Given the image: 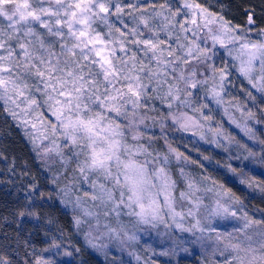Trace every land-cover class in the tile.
<instances>
[{
  "label": "snow or ice",
  "instance_id": "6c2138e0",
  "mask_svg": "<svg viewBox=\"0 0 264 264\" xmlns=\"http://www.w3.org/2000/svg\"><path fill=\"white\" fill-rule=\"evenodd\" d=\"M184 9L188 14L183 20L178 19ZM244 16L243 25L233 23L226 18L224 5L219 12H213L195 0H183L175 11L170 0L158 7L156 0H0V99H12L10 92L24 96V89L29 88L24 76L39 80L36 91L46 97L44 105L55 117V123L50 124L51 135L60 138L59 143L53 139L51 146L42 151H36L33 140L38 158L54 153L59 159L62 171L52 176L51 183L64 196L78 185L88 184L91 200L99 202L95 206L103 208L104 218L114 214L120 225L115 228L105 223L106 231L101 232V212L82 209L83 216L96 221L98 234L88 232L84 236L89 246L106 248V244L97 243L105 236L121 245L125 240L135 242L139 239L136 231L142 230L140 225L156 228L162 224L166 229L174 226L181 233H190L194 237L191 243L199 244L202 253L207 254L210 249L212 257L222 258L208 259L205 264H264V218L249 216L243 201L228 187L238 180L248 188L264 192V181L244 171L247 165L243 161L256 153L240 144L247 155H236L234 159L243 166L224 165L231 177L225 175L218 181L201 175L197 180L185 167L198 161L173 148L165 135L169 127L189 131L200 126L184 109L199 113L203 120L211 119L202 111L208 104L197 107L196 100L203 86L209 79L215 81L218 74L220 91L215 86L204 91L205 97L211 95L217 103L221 102L220 94L230 73L227 62L224 67H216L217 56L240 61L239 72L250 85L246 90L248 98L256 101L254 90L264 104V26L258 23L254 10H246ZM177 27L187 45L181 43L179 35L174 36ZM142 29L150 33L147 38ZM202 29L207 30L203 38L198 34ZM114 34H119L116 40L112 39ZM128 44L135 46V50L128 48ZM150 90L156 95L150 96ZM28 99L31 105L40 106L35 98ZM247 116L252 119L254 113L249 110ZM157 123L160 136L147 135L148 129ZM242 131L249 139H256L251 128L245 126ZM216 135L223 133L218 131ZM158 139L164 140L167 151L154 147ZM201 139H205L203 134ZM212 142L220 146L219 140ZM259 143L264 145V140ZM260 162L264 163V149ZM20 175L29 177V182L18 189L24 193L15 208L13 222L18 228L22 218L39 221L38 209L51 199L27 165ZM61 175L68 180L63 188L58 184ZM209 193L211 203L206 204L204 199ZM178 200L187 201L186 212L177 211ZM60 203L67 205L73 201L61 197ZM81 203L82 198L77 195L74 206L81 208ZM261 213L264 217V210ZM122 215L129 217L136 231L129 232L121 223ZM3 219L7 221L8 217ZM186 220L190 221L187 227ZM233 221L231 231L221 230V225L227 228L226 222ZM46 222L52 223L51 218ZM74 222L77 228L87 223L81 216L74 217ZM22 243L26 248L30 246L27 239ZM174 244L160 255L175 256L177 247L189 251L183 240ZM51 248H60L55 239ZM0 264L15 262L0 255ZM34 264L54 262L38 256Z\"/></svg>",
  "mask_w": 264,
  "mask_h": 264
},
{
  "label": "rangeland",
  "instance_id": "374dc122",
  "mask_svg": "<svg viewBox=\"0 0 264 264\" xmlns=\"http://www.w3.org/2000/svg\"><path fill=\"white\" fill-rule=\"evenodd\" d=\"M163 2L164 0H156L157 7ZM170 2L172 4V10L175 11L181 6L183 0H170ZM187 14L188 10L184 9L178 19L183 20ZM125 19L130 20L128 17H125ZM188 19L190 20L191 17L189 16ZM197 22L201 23L199 19ZM157 23H161V21L158 20ZM212 27L215 29L214 25ZM142 30L145 33V38H147L150 33H148L146 29ZM198 34L203 38L207 35V30L202 29ZM118 35L119 34H114L112 39L116 40ZM175 35H179L181 43L187 45L188 41L183 39V33L180 32L179 27L174 30V36ZM252 35L253 38H255L254 33ZM189 36L191 37V33H189ZM161 37L164 38L163 33H161ZM116 46L118 48V44ZM127 46L128 48L135 50V46L132 44H128ZM209 46H211L210 41ZM173 47H175V44H173ZM233 54L236 55L235 51ZM117 55L121 56L122 54L118 51ZM130 55L131 52L128 53V56ZM137 56L139 59L143 58L141 52H138ZM123 58L128 59V57ZM214 59L217 68L224 67L225 62H227V71L230 73L227 81L224 84V89L220 94L221 102L217 103L215 99H212L211 95L205 97L204 91V89H211L213 86L216 87L217 91H220L217 74V79L215 81L209 79L208 84L203 86L196 100L197 107L201 104H208V107L202 109V111L204 115L210 116L211 119L207 121L203 120L199 113L192 112L187 109L190 113L195 115L193 117L197 119L200 126L193 127L189 131L177 129V131L171 132V134H169L168 141L171 143L173 148L183 152L191 159L198 161L197 164L188 165L185 167V171L192 172L197 180L200 179L201 175H207L217 179L218 181H222L225 175H231L227 172V169L224 167V165L227 163H232L233 166H243L240 161L234 159L236 155H247V152L243 148L239 147L240 144L247 145L248 148L256 153L254 157L243 161V164H246L249 160L255 157L261 159L264 145H261L259 141L264 140V104L260 103V94L256 93L254 90L253 94L256 96V101L253 102L248 98L246 90L250 88V85H248L247 80L239 72V60H233L231 57L226 55L223 56V59H221L220 56H217ZM145 63H147V61H145ZM19 71L23 74L24 70L20 69ZM24 79L29 85V88L24 89V96H17L16 93L10 92L8 95L11 96L12 99H8L7 102L5 99H0V105L4 111V114L10 121H12L14 126H17L21 130L23 137L32 146L33 140L35 141L36 147L43 145L51 146L53 139H56L59 143L60 138L53 137L51 135L50 124L55 123V117L51 115L48 107L44 105V100L46 97L37 92L35 88V85L39 84V80L34 76H24ZM144 82L147 83V79H145ZM40 87L43 88V85L40 84ZM163 90L166 91V87ZM149 95L155 96L156 93L151 92L150 90ZM28 98H35L37 104L40 106L37 107L31 105ZM156 103L159 104V101H156ZM249 110L254 113V118L252 119H249L247 116ZM40 114H42V117ZM232 121H236L241 127H237L236 123H233ZM147 123L149 125L152 124L151 121H147ZM33 125H35V127H33ZM245 126L252 129L254 135L256 136L255 140L249 139L248 136L245 135L244 131H242ZM152 128L153 127H150L148 129L147 135H152L154 132H156ZM218 131L222 132L223 135L217 136L216 133ZM201 134H203L205 139H201ZM45 136L48 138L44 139ZM224 137H231V142H229V140L225 139ZM215 140H219V147L216 145V143L212 142ZM160 150L167 151V147ZM64 151H67V149ZM52 154L55 155L54 153ZM204 157H208V159L205 160ZM200 164L203 165V168L200 167ZM72 167L74 168L75 164H73ZM67 183L68 180H58V184L61 188H63ZM91 191L92 190L89 185L85 183L78 185L76 190H74L68 196H64L63 193L59 192L57 197L59 202L61 197L73 201V203H69L67 205H63L61 203L60 205L67 213L71 214L73 219L74 217L81 216L82 219L87 221V223H82L79 228H77L74 222V227L80 240L88 250H91L93 253L103 259L109 260L111 264H151V262H154V264H205V261L208 259H222L219 256L212 257L210 249L208 250L207 254L202 253L199 244L191 243L194 237L190 233H181L178 229H175L174 226L172 229H166L162 224H159L156 228H152L149 225H140L139 228L142 230L136 231V229L133 228L129 223V217L123 215L120 218L121 223L127 226L129 232L136 231V235L139 238L137 241L130 242L125 240L124 244L121 245L119 241L115 239L109 240L107 236H105L97 243L106 244V248L98 250L89 246L86 243L84 236L85 233L88 232H91L93 236L98 234L95 227L96 221L92 217L83 216L82 209L86 208L93 212H101V232L106 231V229L103 227L105 223H110L111 226L115 228L120 227V225H118L116 222V217L114 214L107 220L104 218L102 214L103 208L101 207L98 209L95 206L99 202H93L91 200ZM85 192H88L89 195L85 196ZM77 195L82 198L81 208H76L74 206ZM176 195L177 197L179 196V190L176 192ZM211 196V193L207 194L206 198L204 199V203H211ZM181 205H183V208ZM187 208V201L178 200L177 211L183 210L186 212ZM189 223L190 221L186 220L185 226H189ZM226 223L228 224V227L225 228L223 225H221V230L231 231V224L235 222L233 221ZM48 224L49 223H46L45 225ZM180 240L185 241L183 246L189 249L188 252L181 251L180 248L177 247V254L175 256L160 255L161 252L175 247L174 241L178 242ZM105 253H107V255H105ZM136 257H139V259Z\"/></svg>",
  "mask_w": 264,
  "mask_h": 264
},
{
  "label": "trees",
  "instance_id": "16d2710c",
  "mask_svg": "<svg viewBox=\"0 0 264 264\" xmlns=\"http://www.w3.org/2000/svg\"><path fill=\"white\" fill-rule=\"evenodd\" d=\"M195 2L213 12H219L221 5H224L226 18L241 25L246 21L244 12L252 9L256 13L258 23L264 26V0H195ZM156 104L159 106L158 103ZM188 115L195 116L189 111ZM168 124L171 125V120ZM152 129L159 137V124L157 123ZM177 129L178 127L175 126L167 128L165 135L168 140L169 134ZM43 147L46 146L36 147V151H42ZM155 147L165 149L167 146L163 139H158L155 141ZM36 151L23 137L21 130L4 114L0 105V255L7 256L15 264H24V261L34 264L38 256L50 259L54 264H111L109 260L99 257L84 246L75 230L73 217L60 205L57 185L51 183L52 176L62 171L58 158L49 154L41 159L37 157ZM260 161L261 159L257 157L249 160L244 171L256 180L264 181V164ZM13 162H15L14 166ZM25 165L30 169L31 174L37 177L46 196L50 194L51 199H47L38 209L41 214L39 221L25 217L21 219V227L18 228L13 222L15 208L24 196L23 191L18 189H22L25 183L29 182V177L20 175L25 170ZM10 167L12 171H9ZM59 180L66 179L61 175ZM228 187H231L243 201L244 211L248 212L249 216L254 219L264 218L261 213V210H264V192L258 188H248L238 180L228 184ZM3 217H8V220L5 221ZM49 218L52 223L45 225ZM25 239L30 245L27 248L22 243ZM53 239L60 245L59 249L51 248ZM31 245H35V248ZM44 248L50 250L42 251ZM76 249L80 251L77 252ZM65 252H71L72 255H65Z\"/></svg>",
  "mask_w": 264,
  "mask_h": 264
}]
</instances>
